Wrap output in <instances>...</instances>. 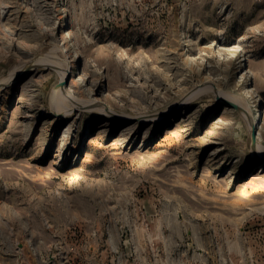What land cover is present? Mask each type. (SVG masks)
<instances>
[{
    "label": "rangeland",
    "instance_id": "1",
    "mask_svg": "<svg viewBox=\"0 0 264 264\" xmlns=\"http://www.w3.org/2000/svg\"><path fill=\"white\" fill-rule=\"evenodd\" d=\"M0 85V264H264V0H0Z\"/></svg>",
    "mask_w": 264,
    "mask_h": 264
},
{
    "label": "bare ground",
    "instance_id": "2",
    "mask_svg": "<svg viewBox=\"0 0 264 264\" xmlns=\"http://www.w3.org/2000/svg\"><path fill=\"white\" fill-rule=\"evenodd\" d=\"M59 14L60 15H65V14H67V9L65 8V7H61L60 8V11H59ZM68 24H69V22H68ZM59 25V24H58ZM60 27H62L63 25L62 24H60L59 25ZM71 36V33H70V31H67V33L66 34H63V37L64 38H66V37H70ZM220 54V53H219ZM74 55V56H73ZM73 55H72V53H71V59L68 61V68H67V71L66 72H63V73H61V82L60 83H64V82H67L69 79H70V77L71 76H73L74 74H73V71H74V69L76 68V66H77V61H79L80 60V53H79V51L77 50V49H74V51H73ZM72 57H75V59L73 58L72 59ZM36 64L38 65H44V66H46V65H48L49 64V62L48 61H44L43 59L42 60H38L37 62H35L34 63V65H31L30 67H28V68H26V70H24V71H30L31 70V68H34V66L36 67ZM39 67V66H38ZM49 67H50V65H49ZM52 68V67H51ZM11 81V80H10ZM10 81L8 82L7 81V83L5 84V87H7V85L9 86V83H10ZM77 81L79 82V83H83V81H84V78L83 77H79L78 79H77ZM17 83H15L14 85V90L17 88V85H16ZM61 84V85H62ZM2 87V85H0V88ZM4 87V88H5ZM2 90V89H1ZM0 90V91H1ZM66 92V91H65ZM68 93V92H67ZM66 93V94H67ZM69 94V93H68ZM63 95H64V93H63ZM245 96H247V97H251L252 96V98L254 99L255 98V101H254V103H256L255 105H254V107H252V103L253 102H251L250 104H249V106L248 105H246L245 106V109H243V107H241L240 105H238V104H236L235 102H233V101H230L229 99H225V100H223L222 99V101L224 102V103H227L228 105H232V106H234V108L236 109V110H239V112H240V115L245 119V121L247 122V125H248V127H249V131H250V133H256V131H258V129H259V126L260 125H263L264 124V117L262 118L261 117V113H260V111H259V109H258V104L260 105V103H261V101H262V98L258 95V94H256V91H255V89L254 88H252V87H247L246 88V90H245ZM77 110H81V108L80 107H77L76 108ZM256 110L258 111V113H259V115H258V117L257 118H255L254 117V115H252V114H254V112H255V114H256ZM173 116V115H172ZM253 116V117H252ZM168 120H170L169 118H168V114H164V115H162V117L160 118V122H159V125H158V128L159 127H166L167 126V124H168ZM70 128V127H69ZM134 128V126H126L125 128H124V130L123 131H131L132 129ZM159 129V131L160 130H162V129ZM157 129V128H156ZM156 133V132H155ZM66 135V134H65ZM156 136H157V134H156ZM84 137V136H83ZM252 137V136H251ZM66 140H64V139H60V141H59V146H66ZM254 144H255V142H254ZM143 145V144H142ZM260 146V145H259ZM256 147V146H255ZM260 148V147H259ZM257 149H258V147H257ZM257 149H255V150H257ZM260 149H263L262 148V146H261V148ZM254 157H255V160L253 161V162H251L248 166H246V168L244 169V172L242 173V177H241V179H245V178H247L255 169H257L258 170V172L259 173H257V174H260V173H264V151H261V152H258L257 154H255L254 155Z\"/></svg>",
    "mask_w": 264,
    "mask_h": 264
},
{
    "label": "water",
    "instance_id": "3",
    "mask_svg": "<svg viewBox=\"0 0 264 264\" xmlns=\"http://www.w3.org/2000/svg\"><path fill=\"white\" fill-rule=\"evenodd\" d=\"M230 107L234 108V106H232V105ZM255 136H256V133H253V135H252V142L255 141Z\"/></svg>",
    "mask_w": 264,
    "mask_h": 264
}]
</instances>
